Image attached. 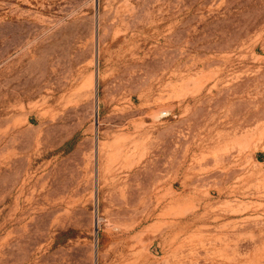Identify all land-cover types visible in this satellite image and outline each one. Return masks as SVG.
<instances>
[{"label":"rangeland","instance_id":"rangeland-1","mask_svg":"<svg viewBox=\"0 0 264 264\" xmlns=\"http://www.w3.org/2000/svg\"><path fill=\"white\" fill-rule=\"evenodd\" d=\"M0 264H264V0H0Z\"/></svg>","mask_w":264,"mask_h":264},{"label":"water","instance_id":"water-1","mask_svg":"<svg viewBox=\"0 0 264 264\" xmlns=\"http://www.w3.org/2000/svg\"><path fill=\"white\" fill-rule=\"evenodd\" d=\"M96 232H98V224H97V222H96Z\"/></svg>","mask_w":264,"mask_h":264}]
</instances>
